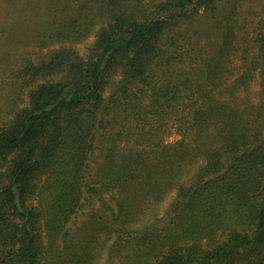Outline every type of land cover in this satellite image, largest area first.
<instances>
[{
  "label": "trees",
  "instance_id": "trees-1",
  "mask_svg": "<svg viewBox=\"0 0 264 264\" xmlns=\"http://www.w3.org/2000/svg\"><path fill=\"white\" fill-rule=\"evenodd\" d=\"M16 1L93 42L0 125V264H264V0Z\"/></svg>",
  "mask_w": 264,
  "mask_h": 264
},
{
  "label": "rangeland",
  "instance_id": "rangeland-1",
  "mask_svg": "<svg viewBox=\"0 0 264 264\" xmlns=\"http://www.w3.org/2000/svg\"><path fill=\"white\" fill-rule=\"evenodd\" d=\"M8 3L12 6V12L8 13L10 14L8 16L4 14L6 19L12 16L13 19L11 21H16L19 17L26 15L25 18H30L31 22L21 23L23 25L20 24L13 31V29L11 30L10 20L5 25L4 17H0V125L8 124L13 119L15 113L27 106L28 93L36 85L46 82H57L61 79L62 74L58 71L46 72L39 70L38 66L46 64L53 54L62 51L75 53L78 57L85 56L87 48L93 42L91 35L76 37L74 42L56 39L50 42L43 38L45 27L40 22L39 17L32 14L33 11H21L17 8L19 1L16 0ZM256 28V24L245 25L248 39L253 36V29ZM243 41L240 40L237 43L240 45L239 48H242ZM248 58L245 59L241 53L237 54L236 52L232 71L234 76L250 65V58ZM29 64L37 66L38 70L33 74L19 75V71ZM253 76V80H250L248 82L249 85H246L245 88L240 91L234 90L231 92L233 95L232 100L237 105L243 102V100L252 104L264 101V91L261 87L260 75L254 73ZM114 79L115 77L108 78V83L104 89L105 95L112 93L113 88L111 83ZM175 139L177 138L172 136L167 139V142H173Z\"/></svg>",
  "mask_w": 264,
  "mask_h": 264
}]
</instances>
